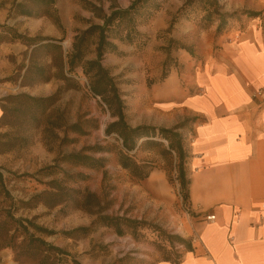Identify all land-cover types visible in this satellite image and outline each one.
I'll return each instance as SVG.
<instances>
[{
	"label": "rangeland",
	"instance_id": "1",
	"mask_svg": "<svg viewBox=\"0 0 264 264\" xmlns=\"http://www.w3.org/2000/svg\"><path fill=\"white\" fill-rule=\"evenodd\" d=\"M21 1L24 0H0V13L5 14L3 21H0V102L7 107L9 114V125L0 128V134L8 133L10 138L18 134V117L15 114L17 104L9 97L21 93L34 97L56 94L52 121L67 124L78 122L85 133L77 135L62 128L56 132L58 138H55L49 133L32 131L27 145L13 143L11 151L0 154V171L6 180V187L15 200L25 202L48 189V183L56 179L66 186L94 193L98 206L85 211L65 206L49 208L43 204H31L21 207L22 204H18L16 215L32 219L37 225L55 232L44 238L66 250L81 264H167L165 257L173 260L175 252L181 253L183 248L176 243L170 246L166 235H179L192 241L198 237L194 229L198 219L191 212L189 201L183 200L177 179V159L173 153L168 156L164 152L167 141L155 135V144L141 145V140L145 138L137 142L129 155L147 166L150 172L145 179L134 178L118 163L116 152L122 150L121 139L114 133L106 135L104 132L108 123L115 118L110 115L105 103L91 93L81 71L75 69V74L67 75L78 83L79 86L74 89L66 90L64 82L57 76L46 83L29 85L24 76L31 48L21 40L13 39L9 32L16 31L27 37H51L60 40L63 51H68L78 31L87 28V20L90 19L94 24L102 23L92 17L88 5V2L98 5L100 1L56 0L54 9L59 24L49 17L19 14L14 4ZM130 1L117 0V4L122 7L121 4L129 5ZM168 1L164 0L161 7ZM102 3L106 11L109 1L102 0ZM220 5L223 13L262 12L258 23L245 15H238L237 20H228L229 26L226 28L229 30L234 25L236 30L232 39L240 40L241 33L248 26L247 21H250L252 28L256 23L264 34V0H220ZM176 13L167 12L166 28L156 30L159 32L150 39H139L135 45L117 43L122 54L107 53L103 58L104 67L109 70L119 89L125 120L130 127L145 125L171 128L176 123L169 117L171 113H168L171 99L176 94L179 97L183 88L193 92L189 83L199 59L194 45L200 33L213 29L209 51L214 54L219 48L215 39L219 20L214 18L212 26L202 22L205 15L203 2L188 7L181 15L182 20L193 26L189 44L168 36L173 31V27L169 29V23ZM149 24L140 25L138 30L155 31L149 28ZM170 40L191 47L195 57L186 58L177 49L167 54L164 48ZM93 49L91 45L90 51ZM87 58L92 59L94 55L89 53ZM45 61L47 64L52 63L49 57ZM51 71L55 73L54 69ZM165 74L167 78L172 74V78L165 81ZM63 137L66 138L64 141L61 140ZM97 145L110 152L87 150L84 153L94 158L104 157L103 168L96 170L61 160L66 154L82 152L85 148ZM186 169L188 171V165ZM100 216L137 220L145 226L136 235L126 231L119 236L111 227L96 222L86 237L76 234L73 238H67L60 234L91 226ZM0 264H15L10 248L0 249Z\"/></svg>",
	"mask_w": 264,
	"mask_h": 264
},
{
	"label": "trees",
	"instance_id": "2",
	"mask_svg": "<svg viewBox=\"0 0 264 264\" xmlns=\"http://www.w3.org/2000/svg\"><path fill=\"white\" fill-rule=\"evenodd\" d=\"M55 1L24 0L16 2L14 7L21 15L28 17L45 16L52 18L55 23L59 24V20L55 16ZM99 1L98 5L92 2H88V5L92 17L101 20L102 23L94 24L90 19L87 20V28L78 31L68 51H63L60 40L51 37H27L18 34L16 31H9L12 33L13 39H19L28 48H31L24 77L31 85L46 83L53 76H57L64 82V88L69 90L79 85L67 75L75 74V69H79L85 77L91 93L105 103L109 112H111L110 115L115 118L114 121L108 123L104 132L106 135L114 133L121 139L122 150L116 152L119 165L137 180L145 179L150 170L144 164L137 162L129 155V152L136 148L137 142L141 139L145 138L141 140V145L155 144L156 141L153 139L155 135L165 139L167 149L164 152L168 156L172 153L175 155L178 169L177 179L182 197L184 201H189V177L186 169L189 154L184 146L183 132L189 130V124L195 122L196 118H186L171 128H156L145 125L130 127L125 120L119 89L109 70L104 67L102 62L107 53L122 54L117 43L135 45V42L139 39L148 40L147 35L139 31L138 27L153 20L155 14L161 10L164 0H132L124 8L117 4V0H106L109 1L106 11L103 8L102 0ZM197 2H203L205 15L202 17V22L212 26L214 18H218L217 35L227 32L228 20H237L238 15L252 18H259L262 15L260 11L223 13L221 12L220 0H185L176 15L171 19L169 29L182 19L181 15L188 7ZM91 45L94 46L92 51H90ZM172 49H184L192 57H195L191 47L183 46L174 40H170L168 46L164 48L167 54H170ZM89 53H92L94 58L88 59ZM48 57L52 62L51 64H47L45 61ZM167 60L170 61L169 57ZM37 61L40 63H37ZM52 69L55 70V73H52ZM165 70L167 71V68ZM166 77V74L163 75V78ZM55 97L56 94L48 97H34L25 93L9 97L12 100L14 99L13 102L17 104L15 114L18 117V134L14 138H10L8 133L0 134V154L11 151L13 148L11 145L15 142H18V146L27 145L32 131L49 133L54 135L55 138H58L56 132L62 128L77 135L85 133L78 122L67 124L56 120L52 121ZM0 105L2 109L0 128H2L9 125V114L7 107L1 102ZM95 127L97 128V125ZM65 139L63 137L61 140L64 141ZM87 150H92L95 153L110 152V150H105L102 146L97 145L89 149L85 148L82 152L66 154L61 160L75 166L96 170L103 168L106 159L87 155L84 153ZM18 204H22L21 207L31 204H43L49 208L65 206L90 211L92 207L98 206V200L94 193L66 186L53 179L48 183V189L31 196L25 202L19 201L15 200L7 189L6 180L0 171V249L10 248L15 264H81L66 250L44 238L56 234L55 232L37 225L32 219L17 216ZM96 222L111 227L119 236H122L126 231L136 235L138 230L143 229L145 226L143 222L137 220H122L121 217L100 216L91 226L63 231L60 234L67 238H73L76 234H79V237H86L92 231V226ZM165 238H167L166 240H168L170 246L176 243L185 251L193 250L191 239H184L179 235H166ZM181 256L182 254L176 251L173 260L170 257H165L164 261L178 264Z\"/></svg>",
	"mask_w": 264,
	"mask_h": 264
},
{
	"label": "crops",
	"instance_id": "3",
	"mask_svg": "<svg viewBox=\"0 0 264 264\" xmlns=\"http://www.w3.org/2000/svg\"><path fill=\"white\" fill-rule=\"evenodd\" d=\"M184 1L169 0L149 24L155 31L141 32L150 39L166 28L167 12L176 13ZM0 17L3 21L5 14ZM256 23L252 28L247 21L239 41L232 39L234 25L217 35L214 54L213 29L202 31L194 45L199 59L189 83L193 92L183 88L168 107L173 126L196 118L183 137L198 237L178 264H264V34ZM193 32L181 19L168 36L189 44Z\"/></svg>",
	"mask_w": 264,
	"mask_h": 264
},
{
	"label": "built area",
	"instance_id": "4",
	"mask_svg": "<svg viewBox=\"0 0 264 264\" xmlns=\"http://www.w3.org/2000/svg\"><path fill=\"white\" fill-rule=\"evenodd\" d=\"M207 219H208V220H212V219H214V215H213V214L208 215V216H207Z\"/></svg>",
	"mask_w": 264,
	"mask_h": 264
}]
</instances>
